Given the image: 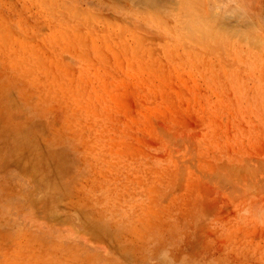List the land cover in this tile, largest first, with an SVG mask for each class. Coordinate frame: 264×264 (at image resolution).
<instances>
[{"label": "rangeland", "instance_id": "1", "mask_svg": "<svg viewBox=\"0 0 264 264\" xmlns=\"http://www.w3.org/2000/svg\"><path fill=\"white\" fill-rule=\"evenodd\" d=\"M0 264H264V0H0Z\"/></svg>", "mask_w": 264, "mask_h": 264}]
</instances>
